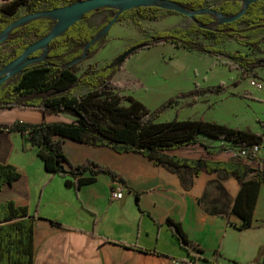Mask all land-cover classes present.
Instances as JSON below:
<instances>
[{
    "label": "trees",
    "instance_id": "1",
    "mask_svg": "<svg viewBox=\"0 0 264 264\" xmlns=\"http://www.w3.org/2000/svg\"><path fill=\"white\" fill-rule=\"evenodd\" d=\"M73 1L77 0H6L0 4V31L23 14L65 6ZM171 1L187 9L212 7L215 11L230 16L236 14L242 7V2L239 0H215L212 4L207 0ZM22 8L25 11L22 12ZM104 11H110L112 15H106L105 21L97 28L87 24V20L93 14ZM115 11L105 7L88 11L80 21L71 24L62 35L50 40L43 60L24 68L21 73L13 77L11 82L0 85V108L39 111L43 117L40 122L16 120L11 123H0V130L18 132L23 141L36 150L44 170L49 175L48 179L55 175L66 177L65 185L74 190L92 182L98 174H106L112 180L122 183L124 178L115 170L91 159L77 164L70 163L62 148L64 138L93 146L110 147L118 153L128 151L140 153L155 164H163L171 169H190L195 175L201 170L233 175L240 182V191L233 210L242 220L241 228L250 226L258 187L260 183H264V167L250 168L241 162V156H232L226 161L179 158L163 152L194 143L203 145L204 151L209 154L249 148L256 144L260 149L264 134L248 129L231 128L203 118L180 120L175 116L168 121L160 122H157L156 118L180 99L193 98L188 103L191 105L199 95L218 94L225 88H233L245 76L258 77L252 70L264 66V56L251 57L240 51L231 52L219 48L217 45L227 39H235L237 43L253 50H259L261 45L264 46V0L251 3L233 22L215 25L214 14H196L195 20H190L185 28L158 30L134 42L131 46H136V49L132 53L152 48L160 42H167L180 44L199 53L213 56L226 55L242 71L240 76L229 84L219 82L215 86L196 85L188 91L178 92L153 110L132 95L120 96L113 93L122 88V84L114 81L113 77L116 71L123 67L125 59L130 54L121 62L115 56L105 65L96 66L92 63L82 65L83 60L91 58L102 48L107 34L91 44L85 57L74 64L71 63L84 53L85 44L110 22ZM159 11L164 13L160 15ZM166 14L179 13L158 6L136 7L120 13L116 22L130 19L138 27L141 20L154 22ZM54 21L49 17H39L13 29L0 44V68L36 40L46 36ZM4 44L9 50L3 49ZM42 52L44 50L39 49L30 57H36ZM234 67L233 64L229 65L230 69ZM239 96L246 98L247 94L241 93ZM123 100L128 104L122 105ZM203 138L218 142L214 147L216 151H210L211 146ZM246 158L255 159V155L248 154ZM250 172L253 173L254 178L247 180L246 176ZM20 176L21 172L15 165L0 162V189L4 185H11ZM34 220L35 216L29 214L27 206L17 205L13 200L0 201V264H33ZM171 224L175 227L177 238L184 245L198 247L187 240L179 224L174 222Z\"/></svg>",
    "mask_w": 264,
    "mask_h": 264
},
{
    "label": "crops",
    "instance_id": "2",
    "mask_svg": "<svg viewBox=\"0 0 264 264\" xmlns=\"http://www.w3.org/2000/svg\"><path fill=\"white\" fill-rule=\"evenodd\" d=\"M4 1L0 0V4ZM163 18L174 20L170 28L187 26L183 25L186 17L182 14H166ZM162 43L143 49L140 54L157 49ZM224 43L217 47L225 49ZM167 44L174 53H192L207 59L202 73L212 74L218 83H231L242 73L229 58L223 61V55L213 56L180 44ZM236 45L231 52L264 56L245 45ZM228 63L235 67L229 69ZM221 65L228 68L230 76L215 73ZM252 72L258 77L245 76L233 88L218 94L199 95L192 105L187 104L192 98L180 100L175 104L179 118H204L231 128L264 134V87L259 90L249 84V77L264 84V66H258ZM183 84L167 82L168 89L162 98L192 86L184 88ZM241 93H246L247 97H238ZM7 110L10 109L0 108V115ZM37 112L23 110L9 121L0 123L40 122L43 117ZM15 133L18 132L0 130V162L13 163L21 172L16 181L0 189V201L13 200L17 205L27 206L29 214L35 216L33 264H183L187 260L194 264L206 260L223 264H250L253 261L264 264V183L258 187L250 226L241 228L242 220L233 210L240 182L233 175L204 170L195 175L190 169H171L155 164L140 153H118L110 147L64 138L62 148L70 163L91 159L115 170L124 182L98 174L92 182L74 190L65 185L66 177L55 175L48 179L38 155L34 161L36 171L29 182V175L22 170V162H10L14 145L10 136ZM204 141L211 146L210 151H216L214 147L218 142ZM204 150L203 145L194 143L163 153L179 158L226 161L232 158L228 151L209 154ZM254 155L255 159L241 158V162L253 169L263 168L264 139ZM30 156L29 159L34 158ZM253 178L252 172L246 176L247 180ZM113 190L122 192L119 199L111 196ZM172 222L179 224L187 240L198 247L184 245L177 238Z\"/></svg>",
    "mask_w": 264,
    "mask_h": 264
},
{
    "label": "rangeland",
    "instance_id": "3",
    "mask_svg": "<svg viewBox=\"0 0 264 264\" xmlns=\"http://www.w3.org/2000/svg\"><path fill=\"white\" fill-rule=\"evenodd\" d=\"M207 1L209 4L215 3V0H207ZM21 10L22 12L25 11L23 8ZM159 13H161L160 15H162L164 12L159 11ZM106 15H112V14L110 11L97 12L87 20V24L90 27L97 28L102 22L105 21ZM172 21L174 20L171 18H163V17L154 22L149 20H141V23L138 27L134 25L130 19H126L122 22L118 21L112 25L109 32L107 33V37L104 39L102 48L97 53H95L94 56H92L91 58L89 59L87 58L83 60L82 65L85 66L87 65V63L88 64L92 63L96 66H101L103 64L105 65L108 62H110L115 56L121 54L125 49L130 47L134 42L143 39L158 30L169 29L174 24ZM189 22L190 19L186 17L184 18L183 25L186 24L188 25ZM236 43L237 41L235 39H227L224 43L225 49L229 51L233 50L237 46ZM261 46L262 47L259 48L258 51L254 50L252 52L260 53V54L263 53L264 46L263 45ZM2 47L5 50H9L6 44L2 45ZM142 50H140L137 53L134 52L130 54L125 59L122 70L116 71L113 80L118 81L120 84L122 83L123 85L121 86H123L124 88L121 90L113 91V93L115 92L120 96L132 95L134 96L135 99L141 101V103H143L147 108L153 110L157 106H159L162 102L166 101L168 98L175 95L174 94L168 98L167 97L162 98V94L164 93V91L168 89V87L165 86L167 82L184 83L183 84L184 88L187 85L188 86L192 85L190 88L185 89V91L192 89L196 85L198 86V84H208V86L218 85V82H216L215 79H213L212 74L203 75L202 72L205 70L204 65L207 62V59H204L203 57L199 58L196 54L185 53V52L174 53L172 51L173 49L167 44V42H164L159 46H157V49L144 51L145 53L140 54ZM221 58L225 62L228 61L226 55H223ZM229 65L230 64L228 63V66ZM215 73L217 75L225 76L228 75L229 72H228V68L221 65L220 67H218V69H216ZM12 79L13 77L11 79H8L7 82H11ZM226 84L227 83H225V85ZM179 87L181 88V86ZM177 88L178 87H176V89ZM180 92H184V91H180ZM238 97L243 98L241 96ZM121 104L127 105L128 103L126 100H123L121 101ZM175 104L164 110L160 114V116L156 118V121L157 122L168 121L174 118L175 116H177L178 119H180L178 108L175 107ZM23 110L24 109H20V108H11L9 111L7 110L6 113H4L3 115H0V121L1 122L7 120L9 121L10 119H12V117H15L16 114L22 112ZM24 111H28V110H24ZM33 112H37V111H33ZM193 113L194 112H192V114ZM194 115L195 114H193V116ZM10 138H11L10 139L11 143L14 144L13 150L10 152V157H11L10 162H13L15 160L21 161L22 170L27 172V175H29L27 176V178L29 182H32L34 177L33 175L34 171H36L34 164L37 155L36 150L32 147H29V144L25 143L22 137L18 133L12 134ZM30 155H32V157L34 158L29 159V157H31Z\"/></svg>",
    "mask_w": 264,
    "mask_h": 264
},
{
    "label": "water",
    "instance_id": "4",
    "mask_svg": "<svg viewBox=\"0 0 264 264\" xmlns=\"http://www.w3.org/2000/svg\"><path fill=\"white\" fill-rule=\"evenodd\" d=\"M242 2L241 9L234 15H223L218 11H215L212 7H205L201 9H187L177 2L171 0H77L73 1L65 6L54 7L47 10H40L34 13L23 14L17 20H14L8 23L1 31H0V44L5 41L7 35L15 29L16 27L28 23L31 20H34L39 17H49L54 19V23L52 24L49 33L36 40L34 43L29 45L24 49L16 58L12 61L7 62L4 66L0 68V85L4 82H7L8 79L16 76L21 73L24 68L27 66L38 62L39 60H43L45 57V50L48 46V43L54 37H59L62 35L66 29L73 23L78 22L82 19L83 15L88 11L96 10L98 8H108L116 10L110 22L104 25L97 35L88 41L84 46V53L81 54L79 58L71 61L72 64L78 62L81 58L85 57V53L87 49L91 46V44L98 38H101L103 35H106L112 25L116 23L117 18L120 13L130 10L132 8H139L144 6H158L161 9H167L168 11L177 12L182 14L185 17H188L192 21L195 20L196 14H204V13H212L215 17V25L233 22L237 20L244 11L247 10V7L257 1V0H239ZM205 27V26H201ZM44 50L42 54L36 57H30V55L37 50ZM136 49V46L128 47L121 54L117 55V59L121 62L127 55L131 54L132 51Z\"/></svg>",
    "mask_w": 264,
    "mask_h": 264
},
{
    "label": "built area",
    "instance_id": "5",
    "mask_svg": "<svg viewBox=\"0 0 264 264\" xmlns=\"http://www.w3.org/2000/svg\"><path fill=\"white\" fill-rule=\"evenodd\" d=\"M249 84L255 88H258L259 90L264 87V84L259 82V80L249 77ZM259 151V147L256 145H253L249 148H240L236 150H229L228 152H231L232 156H241V158H246L248 154H253L255 152ZM122 195V192L120 190H113L111 196L115 199H119ZM183 264H194L191 260L185 261ZM199 264H223V262L210 260V261H201ZM250 264H261L259 262H251Z\"/></svg>",
    "mask_w": 264,
    "mask_h": 264
},
{
    "label": "flooded vegetation",
    "instance_id": "6",
    "mask_svg": "<svg viewBox=\"0 0 264 264\" xmlns=\"http://www.w3.org/2000/svg\"><path fill=\"white\" fill-rule=\"evenodd\" d=\"M126 50V49H125Z\"/></svg>",
    "mask_w": 264,
    "mask_h": 264
}]
</instances>
